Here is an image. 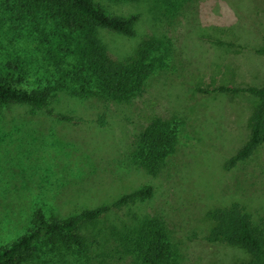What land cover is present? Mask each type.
Listing matches in <instances>:
<instances>
[{"label":"rangeland","instance_id":"374dc122","mask_svg":"<svg viewBox=\"0 0 264 264\" xmlns=\"http://www.w3.org/2000/svg\"><path fill=\"white\" fill-rule=\"evenodd\" d=\"M93 1L137 17L130 36L90 29L110 59L132 67L121 99L84 61L86 32L30 0H0V80L50 91L45 109L0 104V247L31 229L39 207L68 217L151 186L148 197L82 227L85 248L62 258L36 244L31 264H141L127 234L151 218L165 227L167 264H236L248 257L243 249L205 236L211 212L234 202L264 229V141L226 165L249 138L259 100L201 88L264 86V0ZM157 121L171 140L155 147L142 137Z\"/></svg>","mask_w":264,"mask_h":264},{"label":"trees","instance_id":"16d2710c","mask_svg":"<svg viewBox=\"0 0 264 264\" xmlns=\"http://www.w3.org/2000/svg\"><path fill=\"white\" fill-rule=\"evenodd\" d=\"M38 5L62 27L74 31L86 32L88 40L82 50L84 61L90 70L97 71L104 81L108 95L121 99L133 85L129 76L130 64L110 59L107 48L91 32V27L100 26L122 33H135L136 16L118 17L107 13L93 0H30ZM264 40V34H263ZM229 46L233 43L228 42ZM258 52L264 53V45ZM204 92H243L258 98L259 102L250 120V133L246 142L227 161V167L249 158L264 141V86L237 87L220 84L213 89L201 88ZM48 89L29 91L0 80V104H28L36 109H45L49 103ZM53 113L52 110H49ZM62 120L76 121V117L64 113H53ZM143 140L153 146H163L171 138L165 132L164 123L157 121L150 124L143 132ZM152 194V187L147 186L124 193L114 201L91 208H84L68 217H47L42 208L34 211L32 227L24 235L8 246L0 247V264H31L37 255L36 244H44L55 251V256L65 258L71 251L85 248V235L81 228L86 224L94 225L109 213L121 209L139 199ZM214 224L205 236L210 243H224L243 249L248 257L236 264H264V229L254 224L251 215L234 202L226 207H218L211 212ZM128 241L132 253L140 259L141 264H167L171 256L170 244L165 227L156 218L146 219L135 228L130 229ZM66 253V254H64ZM38 264V263H36ZM45 264V263H40Z\"/></svg>","mask_w":264,"mask_h":264}]
</instances>
